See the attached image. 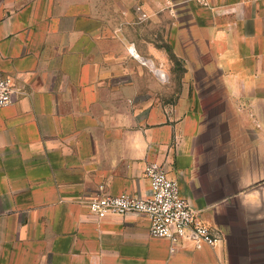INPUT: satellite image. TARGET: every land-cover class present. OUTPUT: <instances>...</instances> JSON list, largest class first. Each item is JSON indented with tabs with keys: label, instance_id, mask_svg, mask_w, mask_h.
Returning <instances> with one entry per match:
<instances>
[{
	"label": "crops",
	"instance_id": "obj_1",
	"mask_svg": "<svg viewBox=\"0 0 264 264\" xmlns=\"http://www.w3.org/2000/svg\"><path fill=\"white\" fill-rule=\"evenodd\" d=\"M166 1L198 58V99L182 95L173 116L154 83L124 77L148 73L122 37L132 20L92 13V0H0V71L16 86L0 107V264H264V193H239L264 179V0ZM149 161L214 245L89 210L94 194H147Z\"/></svg>",
	"mask_w": 264,
	"mask_h": 264
},
{
	"label": "rangeland",
	"instance_id": "obj_2",
	"mask_svg": "<svg viewBox=\"0 0 264 264\" xmlns=\"http://www.w3.org/2000/svg\"><path fill=\"white\" fill-rule=\"evenodd\" d=\"M92 2L96 4L92 13L97 14L100 10L101 14L109 19L133 21L122 28V37L127 48L134 45L137 53L148 59L144 63L140 57H135L132 66L147 68L148 73L139 72L124 77L136 78L143 84L154 83L153 93L156 102L159 106L165 107L171 115L174 105L182 95L187 94L189 99H198V90L192 87L198 82V58H195L193 51L187 50L186 43L178 40L180 38L176 36L175 26L178 14L174 12L170 2L166 0H92ZM120 4L123 5L122 10ZM183 55H188L190 60ZM116 65L129 66L124 61L122 63L117 61ZM159 68L163 76L157 74L156 69ZM184 83L189 85L187 91L182 89ZM228 157L232 161L234 159L236 168L245 163L242 155ZM239 193H264V179Z\"/></svg>",
	"mask_w": 264,
	"mask_h": 264
},
{
	"label": "built area",
	"instance_id": "obj_3",
	"mask_svg": "<svg viewBox=\"0 0 264 264\" xmlns=\"http://www.w3.org/2000/svg\"><path fill=\"white\" fill-rule=\"evenodd\" d=\"M15 92L13 78L0 71V107L11 104ZM144 174L149 182L147 194H94L87 201L89 210L99 218L128 212L145 215L149 220V233L167 238L173 245L185 240L196 245L216 243L218 236L212 226L204 221L200 210L181 195L177 179L169 175L164 163L147 162Z\"/></svg>",
	"mask_w": 264,
	"mask_h": 264
},
{
	"label": "bare ground",
	"instance_id": "obj_4",
	"mask_svg": "<svg viewBox=\"0 0 264 264\" xmlns=\"http://www.w3.org/2000/svg\"><path fill=\"white\" fill-rule=\"evenodd\" d=\"M141 57V56H140ZM152 65V64H151ZM156 72H157V74H159V75H162L163 76V73H162V71L160 70V68L159 69H156Z\"/></svg>",
	"mask_w": 264,
	"mask_h": 264
}]
</instances>
